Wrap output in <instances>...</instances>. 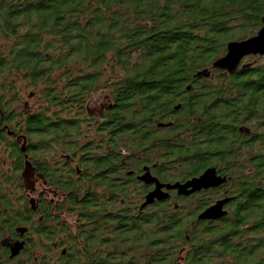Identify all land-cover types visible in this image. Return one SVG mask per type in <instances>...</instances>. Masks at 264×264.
Wrapping results in <instances>:
<instances>
[{
  "label": "trees",
  "instance_id": "16d2710c",
  "mask_svg": "<svg viewBox=\"0 0 264 264\" xmlns=\"http://www.w3.org/2000/svg\"><path fill=\"white\" fill-rule=\"evenodd\" d=\"M263 17L264 0H0V74L6 79L16 75L17 94L31 89L34 98L44 99L38 111L47 113V126L37 125L34 133H42L45 149L63 144L69 153L78 148L87 165L93 133L97 145L110 148L114 195L121 190L115 169L126 156L120 148L136 160L153 135L163 133L154 129L155 121L172 115L177 103L193 116L212 107L210 128L226 135L234 133L238 122L264 135V64L228 78L216 76L231 83L227 99L219 93L223 85L209 83L202 98L184 96L200 72L214 69L226 55L230 42L255 36ZM98 94L111 98L104 117L107 135L89 120L94 119L89 103ZM226 135L218 144H233ZM246 144L247 151L255 152V189L236 202L225 227L211 240L235 263L264 264V143ZM159 156L164 170L169 153ZM172 181L168 175L159 180L162 185ZM66 186L74 189L75 181ZM122 190L129 202L130 187ZM155 206L161 210L159 264H182L176 257L189 227L175 208H183L185 201L169 194ZM190 264L204 263L196 258Z\"/></svg>",
  "mask_w": 264,
  "mask_h": 264
},
{
  "label": "flooded vegetation",
  "instance_id": "af4514ba",
  "mask_svg": "<svg viewBox=\"0 0 264 264\" xmlns=\"http://www.w3.org/2000/svg\"><path fill=\"white\" fill-rule=\"evenodd\" d=\"M261 59L264 56L244 58L236 74L251 69ZM205 70L210 76L196 77L186 86L184 96L192 95L189 100L202 98L206 92L203 87L209 83L223 85L219 93L227 99L231 83L215 77L231 75ZM15 77L12 74L6 79L0 74V264H159L161 210L155 205L160 201L144 207L156 184H146L141 178L148 173L161 181V175H168L172 185H184L208 171L215 173L214 184L209 187L187 196L164 189L172 200L185 201L183 208H175L182 212L189 227L185 242L179 243L182 251L176 259L182 264L196 258L204 264H238L232 257L224 258L223 248L212 244L211 239L218 228L225 227L236 202L255 189V152L247 151L246 142L264 143V135L257 134L256 128L238 122L234 133L226 135L219 128H210L207 114L212 107L193 116L185 112L184 103H177L172 115L162 122L155 121L154 129L163 133L154 134L136 160L120 148L126 155L115 169L117 189L121 190L113 195L110 148L97 145L93 133L95 143L87 165L78 148L73 147L69 153L63 144L45 149L42 133H34V128L47 126V113L33 110L31 89H27L28 100L21 95L24 90L17 94ZM110 102V96L101 95L94 102L96 111L89 109L94 116L89 120L101 126L105 135L108 126L104 117ZM225 135L233 144H218ZM161 151H167L170 157L164 170L158 165ZM196 161L200 166L195 169ZM182 175L185 179H180ZM134 178L136 182L128 184ZM71 180L75 181L74 189L66 186ZM124 187H130L129 202L123 199ZM226 200L222 209L228 212L226 217L200 219L208 209ZM147 233L149 236H145ZM202 243L206 253L201 252L205 249Z\"/></svg>",
  "mask_w": 264,
  "mask_h": 264
},
{
  "label": "water",
  "instance_id": "95a60500",
  "mask_svg": "<svg viewBox=\"0 0 264 264\" xmlns=\"http://www.w3.org/2000/svg\"><path fill=\"white\" fill-rule=\"evenodd\" d=\"M263 27L262 29L253 37L243 40L230 42L227 45L226 55L218 59L214 64L213 68L216 70L227 72L229 75H234L237 73L242 60L249 56H264V17L262 19ZM248 65L246 67H250ZM210 72L205 70L198 74V77H209ZM215 177L214 171H208L201 178L192 180L184 185L177 183L174 185H162L157 179L152 178L150 174H146L141 178L146 184H156V189L151 192L144 204V207L154 203L156 200L163 201L168 198L169 194L165 193L163 190H178L180 196H187L190 193L200 190L202 188L209 187L213 185V180ZM191 189V191H189ZM228 201L219 202L217 205L211 207L206 212H204L200 219H220L227 215L226 211H222L224 205Z\"/></svg>",
  "mask_w": 264,
  "mask_h": 264
},
{
  "label": "rangeland",
  "instance_id": "374dc122",
  "mask_svg": "<svg viewBox=\"0 0 264 264\" xmlns=\"http://www.w3.org/2000/svg\"><path fill=\"white\" fill-rule=\"evenodd\" d=\"M259 65H263L264 64V60L262 59V60H259V63H258ZM16 79V78H15ZM19 84V82H17V80L15 81V85L17 86ZM20 84L22 85V87L23 86H25V84H22L21 82H20ZM22 96H23V98L24 99H26V100H28V96H29V91H27V90H24L23 91V93L21 94ZM99 96H101L100 94H98V95H96L94 98H93V100H91L90 101V103H89V107H90V109L92 110V111H96V106H95V104H94V102H95V100L99 97ZM34 97V96H33ZM42 101H44V99H42ZM41 100H39L38 98H33L32 100H30V103H31V105L33 106V110H38V109H40L41 107H42V105H43V102H42ZM45 105V104H44ZM46 106V105H45ZM44 106V107H45ZM62 147V146H61Z\"/></svg>",
  "mask_w": 264,
  "mask_h": 264
}]
</instances>
